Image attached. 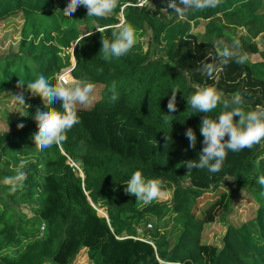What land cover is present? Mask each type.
Here are the masks:
<instances>
[{"label":"trees","instance_id":"trees-1","mask_svg":"<svg viewBox=\"0 0 264 264\" xmlns=\"http://www.w3.org/2000/svg\"><path fill=\"white\" fill-rule=\"evenodd\" d=\"M135 1L118 0L111 13L94 18L83 6L64 16L67 0H0V20L22 16L16 52L0 56V93L17 87L28 97L17 122L23 127L0 130V264H71L81 248L92 264H264V197L257 183L264 176V139L229 151L217 173L184 163L198 159L200 120L223 111L224 99L239 93L243 103L237 107L244 112L264 106V58L253 62L245 54L260 53L253 40L260 34L264 47V0H219L183 16L169 8L167 17L158 4H129ZM122 5L125 21L148 29L154 48L142 53L132 47L106 62L100 39L111 35ZM85 20L90 32L80 27ZM200 21L198 35L192 28ZM229 28L245 33L233 36ZM233 40L239 41L237 55L247 57L243 64L221 55ZM153 49L163 58H153ZM69 50L72 79L94 85L91 101L76 105L79 123L64 141L41 150L32 136L38 125L33 113L46 102L60 103L26 85L38 73L54 83L70 64ZM199 86L213 87L221 98L206 114L187 103ZM173 89L176 108L168 113ZM188 127L196 135L192 147L184 135ZM133 170L160 179L161 191L171 189L170 201L139 207L124 191ZM17 172L25 174L22 182L15 181ZM226 178L230 186L196 217L202 194ZM241 193L259 204L254 217L228 223L219 248L203 242L204 225L226 221Z\"/></svg>","mask_w":264,"mask_h":264},{"label":"clouds","instance_id":"clouds-1","mask_svg":"<svg viewBox=\"0 0 264 264\" xmlns=\"http://www.w3.org/2000/svg\"><path fill=\"white\" fill-rule=\"evenodd\" d=\"M219 0H164L168 8L173 9L177 15L183 16L189 11L203 10L215 7ZM79 6L86 8V15L94 18H103L118 6V0H67L61 10L64 16H70ZM102 31L103 29H97ZM136 42L135 29L130 22L121 21L113 27L111 35L100 39V53L102 58L108 62L118 59L128 53ZM223 43V42H221ZM239 47V41L233 40L231 46L224 45L221 55L225 62L234 58L237 63L243 64L247 57L243 54L237 55L234 49ZM205 67L211 71L212 65ZM70 68V67H68ZM65 69V68H63ZM70 70V69H69ZM58 76V75H57ZM70 78L71 72H70ZM61 81H64L63 83ZM23 85V84H21ZM94 85L86 79L56 78L50 82L42 73L26 85V89L38 93L45 101H59L60 107H52L49 103L38 106L33 113L38 121L36 130L32 133L35 146L41 150L47 149L54 144H59L66 139V132L74 124L79 123L76 105L89 102L90 94ZM173 89L168 94L166 108L168 113L175 110L176 92ZM19 105H24L23 92L13 96ZM220 96L211 86H199L187 98V103L194 113H209L216 108ZM223 111L214 118L204 115L199 123V132L203 139L202 148L198 153V159L185 161L188 169H207L209 173H217L221 170L225 157L229 151L239 152L245 148H251L253 144L264 139V106L257 105L253 110L244 112L239 105L243 103L239 93L232 95L222 102ZM232 106L229 108V106ZM237 116L235 121L233 117ZM23 127V124H17ZM184 135L188 139L189 147L196 144V135L191 127L185 129ZM227 135V139L225 136ZM25 179L23 172H17L15 181L22 182ZM14 183L12 190H15ZM261 186L260 195L264 197V176L257 178ZM124 191L135 194L136 199L149 203L156 199L161 193V181L158 178H146L140 170H133L128 177Z\"/></svg>","mask_w":264,"mask_h":264},{"label":"rangeland","instance_id":"rangeland-1","mask_svg":"<svg viewBox=\"0 0 264 264\" xmlns=\"http://www.w3.org/2000/svg\"><path fill=\"white\" fill-rule=\"evenodd\" d=\"M157 4L160 7L163 16L167 17L169 15L167 13V11H169V8L167 6L153 2L150 3L147 7L151 9L153 6H157ZM21 24H22V16L20 14L9 16L5 19L0 20V56L11 52H16ZM203 26H204L203 22L200 21L197 26L192 28V31L198 33V35H201L203 31ZM80 27L85 32L91 31L87 20L82 22ZM134 29L136 33V42L132 47H134L136 50L142 53L147 52V50H151L152 48H154V47L150 48L149 45L150 43H152V39H151L150 31L148 29L138 28V27H134ZM227 31L228 32L230 31L233 34V36L236 35L238 36L239 34L245 33L244 29L233 30L229 28L227 29ZM261 35L262 34L253 38V40L259 46L260 53H249V52L245 53L246 56L253 62L262 61L264 58V54H262L264 53V47L261 42ZM152 51H154V49ZM68 53L70 54V60H69L70 64L63 68H68L72 66V64L74 63V58L71 54V51L69 50ZM151 56L153 58H158V57L163 58L161 53H159L156 50L154 51V53H151ZM20 92H23V90L17 87H12L7 91L0 93V130H5L12 127L14 128L19 118L26 110V107L28 105V97L25 92H23L24 101H25L24 105H19L13 98L14 95ZM89 100L91 101V99ZM12 180L13 179H9L7 181L9 182ZM229 181L230 178H226L224 179L223 185L218 186L216 188H212L211 190L205 191L202 194V196L197 201V207L195 210L196 217H201L202 210L209 205V202L213 201L221 191L226 190L227 186H230ZM170 197H171V189H165L162 190L160 195L153 201L166 203L170 201ZM137 204L139 207H141L146 203H144L142 200L137 199ZM258 205L259 204L250 195L246 193H241L236 197L235 202L232 205L231 212L228 214L226 221L224 222L214 221L204 225L202 230V241L205 243L214 244L216 247L219 248L221 246V237L226 230L227 224L231 223L234 225H240L244 221L252 219L256 214ZM26 206L27 205L24 206V209H28ZM71 264H92L86 255L85 248L80 249V251L75 256Z\"/></svg>","mask_w":264,"mask_h":264},{"label":"built area","instance_id":"built-area-1","mask_svg":"<svg viewBox=\"0 0 264 264\" xmlns=\"http://www.w3.org/2000/svg\"><path fill=\"white\" fill-rule=\"evenodd\" d=\"M153 2L160 3V4H163V5L167 6L166 3H164V0H136L134 3H129V4L137 6L139 8H145L150 3H153ZM124 6L125 5H122V7L120 9V12H119V16H118L119 23L121 21H125L124 16H123V12H122V8ZM58 77H65V79H70V70H69V68L62 69L60 71V73L58 74L57 78ZM61 82L63 83L64 81H61ZM147 227H151V223H147ZM41 229H43V226H41Z\"/></svg>","mask_w":264,"mask_h":264},{"label":"water","instance_id":"water-1","mask_svg":"<svg viewBox=\"0 0 264 264\" xmlns=\"http://www.w3.org/2000/svg\"><path fill=\"white\" fill-rule=\"evenodd\" d=\"M75 43H76V40L72 43V48H73V46L75 45ZM74 58V57H73ZM74 63H75V60H74ZM74 63L72 64V66H70V71H71V69L73 68V66H74ZM81 175H82V173H81ZM90 200V199H89ZM97 211L98 212H100V213H102L103 215H105V213L103 212V211H101L100 209H97ZM106 216V215H105Z\"/></svg>","mask_w":264,"mask_h":264}]
</instances>
